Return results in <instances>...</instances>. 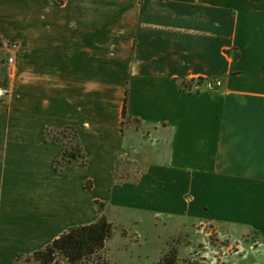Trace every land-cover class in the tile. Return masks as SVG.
I'll list each match as a JSON object with an SVG mask.
<instances>
[{
    "label": "crops",
    "instance_id": "0c3cea01",
    "mask_svg": "<svg viewBox=\"0 0 264 264\" xmlns=\"http://www.w3.org/2000/svg\"><path fill=\"white\" fill-rule=\"evenodd\" d=\"M0 37V264L95 200L264 245V0H0ZM65 126L88 164L61 171L46 129Z\"/></svg>",
    "mask_w": 264,
    "mask_h": 264
},
{
    "label": "rangeland",
    "instance_id": "374dc122",
    "mask_svg": "<svg viewBox=\"0 0 264 264\" xmlns=\"http://www.w3.org/2000/svg\"><path fill=\"white\" fill-rule=\"evenodd\" d=\"M6 48L0 50V82L6 79L4 65L16 44ZM110 220L114 234L104 255L113 264H156L169 250L178 252L179 264H264V245L238 233L246 230L227 234L215 223L153 214H111Z\"/></svg>",
    "mask_w": 264,
    "mask_h": 264
},
{
    "label": "trees",
    "instance_id": "16d2710c",
    "mask_svg": "<svg viewBox=\"0 0 264 264\" xmlns=\"http://www.w3.org/2000/svg\"><path fill=\"white\" fill-rule=\"evenodd\" d=\"M60 3L63 4V0ZM3 46L4 40L0 37V48ZM235 57H239V55L236 54ZM202 82H204L202 78L196 81L197 84ZM123 117L124 120L129 118L127 114V98ZM46 135L51 141L60 142L64 145V152L61 158L56 161L57 170L68 171L76 163L81 165L88 164V156L82 147L78 132L74 126L48 128L46 129ZM121 165V163L118 165L117 182H122L126 178V174L122 172ZM87 187L91 188V182L87 183ZM94 203L100 212V217L97 221L73 226L44 247L30 254H19L16 261L23 264H113L104 255V250L108 241L113 237L114 225L105 213L106 203L100 200H95ZM178 257L176 250H169L156 264H179Z\"/></svg>",
    "mask_w": 264,
    "mask_h": 264
}]
</instances>
